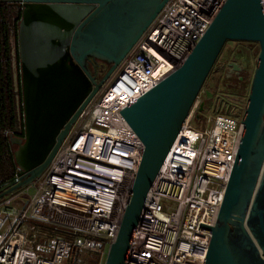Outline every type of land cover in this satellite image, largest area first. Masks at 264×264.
Instances as JSON below:
<instances>
[{
  "label": "water",
  "instance_id": "obj_1",
  "mask_svg": "<svg viewBox=\"0 0 264 264\" xmlns=\"http://www.w3.org/2000/svg\"><path fill=\"white\" fill-rule=\"evenodd\" d=\"M169 0H17L24 136L11 138L18 172L0 199L33 184L80 114ZM185 62L121 111L144 145L126 211L105 264H126L145 200L227 42L259 45L243 136L204 264H264V12L227 0ZM108 66L99 77L90 63ZM75 254V251H73Z\"/></svg>",
  "mask_w": 264,
  "mask_h": 264
},
{
  "label": "built area",
  "instance_id": "obj_2",
  "mask_svg": "<svg viewBox=\"0 0 264 264\" xmlns=\"http://www.w3.org/2000/svg\"><path fill=\"white\" fill-rule=\"evenodd\" d=\"M227 0H169L80 114L50 165L33 184L0 203V264H65L77 252L105 264L128 204L144 145L121 111L179 68ZM264 12V0H260ZM155 76L154 71L160 69ZM138 74L151 78L143 80ZM137 79L152 86L126 106L96 113L112 89ZM153 83V84H152ZM243 117L215 118L179 131L148 192L126 264H204L243 136ZM15 198L22 201L11 205ZM82 234L34 247L30 222Z\"/></svg>",
  "mask_w": 264,
  "mask_h": 264
},
{
  "label": "trees",
  "instance_id": "obj_3",
  "mask_svg": "<svg viewBox=\"0 0 264 264\" xmlns=\"http://www.w3.org/2000/svg\"><path fill=\"white\" fill-rule=\"evenodd\" d=\"M21 12L13 11L8 0H0V187L18 171L11 138L24 136L18 25ZM74 260L77 252L72 254Z\"/></svg>",
  "mask_w": 264,
  "mask_h": 264
},
{
  "label": "bare ground",
  "instance_id": "obj_4",
  "mask_svg": "<svg viewBox=\"0 0 264 264\" xmlns=\"http://www.w3.org/2000/svg\"><path fill=\"white\" fill-rule=\"evenodd\" d=\"M249 59L247 51L245 52L243 49L237 50V52L232 54V58L225 65L223 71L213 73L209 76L196 99L193 109L196 107L200 113L212 116L213 118L223 115L234 120L238 118L240 113H235V108L238 107L237 102L241 103L247 98V90L251 82L250 74H246ZM161 70L162 68L156 69L154 71L155 76ZM138 76L148 82L153 81L151 78L145 77L142 74H138ZM149 86L152 85L137 79L130 92L123 93L119 90L112 89L106 96L104 95L100 99L95 109L96 113L100 112L101 107L109 106L111 102L118 104L120 107L126 106L136 98V91H139L138 95H140ZM217 95H220V97ZM232 108L234 109L231 110ZM191 116L192 114H190L187 120L188 123L190 122Z\"/></svg>",
  "mask_w": 264,
  "mask_h": 264
},
{
  "label": "rangeland",
  "instance_id": "obj_5",
  "mask_svg": "<svg viewBox=\"0 0 264 264\" xmlns=\"http://www.w3.org/2000/svg\"><path fill=\"white\" fill-rule=\"evenodd\" d=\"M243 49L245 50V52L247 51V55H249V63H248V67L247 68V72L246 74H250V80L253 74L254 69L257 66V55L259 52V45L257 43H253V42H227L225 44V46L223 47L220 55L218 56L216 63L211 71V74L213 73H218L224 70L225 65L228 63V61H230V59L232 58V54H234L235 52H237V50ZM210 74V75H211ZM250 87V86H249ZM249 87L247 90V96L249 94ZM220 97V95H217ZM218 97V99H220ZM237 106L235 108V113L239 112L240 116L243 117L244 114V110L247 106V98L239 103L237 102ZM193 109V108H192ZM190 114H192L191 118H190V124L196 128V129H201V128H207L211 125H213L215 118H213L212 116H208L206 114L200 113L197 108L195 107V109H193ZM234 108H232L231 110H233ZM190 117V116H189ZM15 194L6 196L2 199H0V203L3 201H6L7 199H11ZM22 201L13 198L11 200V205H19L21 204ZM30 226L33 228V232L31 234V238L34 241V247L37 248L38 246H43V245H48V243L51 241V239L56 238V237H64L66 239H71L72 237H84V235L82 234H73L69 231H66L64 229L58 228V227H54L53 225H49V224H45V223H41V222H30L29 223ZM97 256L96 253H91L90 255H79L77 258V263L78 264H95V257ZM74 257L72 256V258L66 262L65 264H73L74 261Z\"/></svg>",
  "mask_w": 264,
  "mask_h": 264
},
{
  "label": "flooded vegetation",
  "instance_id": "obj_6",
  "mask_svg": "<svg viewBox=\"0 0 264 264\" xmlns=\"http://www.w3.org/2000/svg\"><path fill=\"white\" fill-rule=\"evenodd\" d=\"M10 7L13 9V11L20 12L21 11V3H18L17 0H8ZM94 66H96V70L99 77H102L108 70L107 64L97 61L95 62V65L93 63H90L91 70L94 69ZM18 172V171H17ZM17 174V173H16Z\"/></svg>",
  "mask_w": 264,
  "mask_h": 264
}]
</instances>
